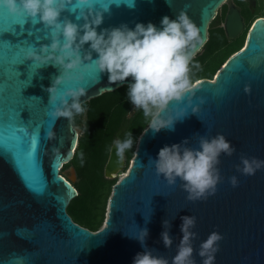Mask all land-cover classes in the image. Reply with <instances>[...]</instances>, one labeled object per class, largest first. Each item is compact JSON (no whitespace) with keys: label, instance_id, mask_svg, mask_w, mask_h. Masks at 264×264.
Masks as SVG:
<instances>
[{"label":"water","instance_id":"1","mask_svg":"<svg viewBox=\"0 0 264 264\" xmlns=\"http://www.w3.org/2000/svg\"><path fill=\"white\" fill-rule=\"evenodd\" d=\"M117 2L90 0L94 12L109 7L98 32L121 24L134 28L136 23L150 22L159 27L162 17L175 19L185 11L206 42L208 24L222 5L226 7L221 23L225 38L231 40L243 29L239 9L230 0H168L169 4L166 0H133L132 8L125 3L117 6ZM244 2L251 8L255 0ZM73 5L75 10L69 6L61 19L83 24L76 19L82 6L76 5V0ZM13 19L0 8V30ZM22 23L26 29L22 36L0 34V40L12 44L24 39L23 53L11 54L0 48V264H132L145 247L171 261L182 239L183 216L196 218L192 229L197 234L193 241L196 264H201L196 255L199 244L214 231L223 237L214 264H264V169L250 176L236 171L242 155L264 160V18L252 22L242 49L222 64L212 80L194 83L195 114L182 104L188 115L175 124L174 130L153 134L151 130L145 132L146 125L126 167L124 159L115 154V141L111 143L102 175L105 179L120 176L110 188L102 224L95 232L73 223L65 212L76 192L59 170L71 160L78 136L67 119L53 125L47 115L51 106L45 89L59 72L52 66L38 68L24 59L29 48L50 43L49 30L25 17ZM84 47L87 50L88 45ZM92 55L95 59V53ZM73 75L83 76V80L62 84L58 91L84 87L87 95L81 100L85 102L130 83L129 79L123 85H109L107 74H98L94 65L82 67ZM18 125L38 130V168L43 178L40 189L30 159L13 154L18 137L23 135ZM50 129L56 133L55 140L46 139ZM216 134L224 135L236 151L231 157H220L223 179L215 195L189 202L181 182L169 186L155 174L149 160H155L166 145L188 140L189 147L198 148L200 136ZM232 176L239 181L235 188L229 183ZM165 220L170 222L171 248H165L161 240ZM142 229L148 232L145 247L133 238Z\"/></svg>","mask_w":264,"mask_h":264},{"label":"clouds","instance_id":"2","mask_svg":"<svg viewBox=\"0 0 264 264\" xmlns=\"http://www.w3.org/2000/svg\"><path fill=\"white\" fill-rule=\"evenodd\" d=\"M120 3L127 4L129 8L134 6L133 0H118L116 5ZM166 3L169 4L168 0ZM76 5L82 6L76 19L83 20V24L73 23L67 17L61 19L69 6L75 10L73 0H0V8L6 9L9 15L25 17L49 30L50 43L40 44L38 49L29 48L24 52V59L38 68L52 66L59 72L52 78L51 86L45 89L51 106L47 115L53 125L61 118L74 122L76 117L86 113L85 101L81 100L87 95L86 88L67 87L62 92L58 88L62 84L82 81L83 76H74L73 73L91 65L95 66L98 74H107L109 85H123L130 79L127 98L134 110L142 111L148 125L145 132L151 130L156 134L161 130H174L175 124L188 115L182 104L191 107L192 114L196 113V108L192 107L193 76L195 72L202 71V66L195 61V56L203 48L205 39L185 11H180L175 19L162 17L159 27L150 22L136 23L134 28L121 24L98 32L109 7L94 12L90 0H76ZM85 45H88L87 50ZM107 90L112 91L111 88ZM46 139L55 140V131L48 130ZM133 143L131 132L123 141L114 142L115 154L121 161ZM189 143L184 140L179 144L166 145L149 163L153 165L155 174L169 186H174L179 180L189 202L205 201L215 195L217 185L222 182L218 167L221 155L231 157L236 149L222 134L200 136L198 148L189 147ZM80 161L83 164V153H80ZM261 169H264V160L243 155L236 166L237 172L248 176ZM229 183L235 188L239 181L232 176ZM181 220L182 239L171 261L145 247L148 232L142 229L133 238L145 250L135 255L132 264H196L193 241L197 234L192 231L196 218L183 216ZM162 227L163 245L171 248L170 222L163 221ZM222 239L214 231L199 244L196 255L201 264H214Z\"/></svg>","mask_w":264,"mask_h":264},{"label":"trees","instance_id":"3","mask_svg":"<svg viewBox=\"0 0 264 264\" xmlns=\"http://www.w3.org/2000/svg\"><path fill=\"white\" fill-rule=\"evenodd\" d=\"M232 1L238 4V0ZM220 8L221 16H215L208 24L207 40L195 56V61L202 66V71L195 72L194 70V82L201 79L212 80L222 64L243 47L252 22L261 17L260 10H258L255 15L246 19L241 33L228 40L219 26L226 7L222 5ZM85 106L87 111L83 115L84 119L80 121L76 117L75 121L71 122L73 127L81 125V134L77 138L71 160L62 166L71 167L76 178L71 185L76 196L68 203L65 212L73 223L90 232H95L102 224L110 188L117 181L116 177L105 179L102 175L108 149L113 141H123L131 132L134 143L132 148L125 153L126 167L132 156L136 139L146 127L147 122L142 111L137 110L131 119H125L132 106L127 98V86H121L112 92L90 99ZM80 153H83V164L80 161Z\"/></svg>","mask_w":264,"mask_h":264},{"label":"snow or ice","instance_id":"4","mask_svg":"<svg viewBox=\"0 0 264 264\" xmlns=\"http://www.w3.org/2000/svg\"><path fill=\"white\" fill-rule=\"evenodd\" d=\"M25 31L26 29L24 27V24L22 23V16H14V19L10 23H8L3 30H0V34L12 33L14 36H22ZM23 42L24 39L20 40V42L16 44L9 43L8 40H0V48H2L5 52L11 54H17L18 52L23 53ZM17 45H21V47L17 48ZM17 127L19 131L23 133V135L18 137L13 154L15 155L18 152L22 155H26L30 159L32 168L35 173V179L40 189L43 186V178L40 175L38 168V130H29L22 125H18Z\"/></svg>","mask_w":264,"mask_h":264},{"label":"flooded vegetation","instance_id":"5","mask_svg":"<svg viewBox=\"0 0 264 264\" xmlns=\"http://www.w3.org/2000/svg\"><path fill=\"white\" fill-rule=\"evenodd\" d=\"M232 4L234 6H236L239 9V15L242 18V24L244 27L245 21L248 17H251L253 15H255V13L260 10V18H264V11H263V0H255L254 6H252L251 8H248V6L245 4L244 0H238V4L234 3L232 1ZM226 11V8H225ZM225 14V12H224ZM224 16V15H223ZM223 20V18H222ZM222 23V21H221ZM243 30V29H242ZM90 100H88L85 105L89 102ZM135 112V110L133 109V106H131V108L128 110L125 119H131L133 113ZM84 119V117H83Z\"/></svg>","mask_w":264,"mask_h":264},{"label":"rangeland","instance_id":"6","mask_svg":"<svg viewBox=\"0 0 264 264\" xmlns=\"http://www.w3.org/2000/svg\"><path fill=\"white\" fill-rule=\"evenodd\" d=\"M232 2V0H230ZM217 17L221 16V8H218L217 10V14H216ZM219 26L221 27V24H219ZM249 30V29H248ZM242 49V48H241ZM240 49V50H241ZM214 77V76H213ZM195 83V82H194ZM86 103V102H85ZM78 119H80V121H82L83 119V115L82 116H78L77 117ZM75 129V131L77 132V136L79 137L80 134H81V125H76L73 127ZM73 169L71 167H62L61 171H60V174L61 176H63V178L65 180H69L70 184L72 185L75 181H76V178H75V175L74 174H71V171ZM123 174V173H122ZM120 176V175H118ZM118 176L116 177L118 179Z\"/></svg>","mask_w":264,"mask_h":264}]
</instances>
